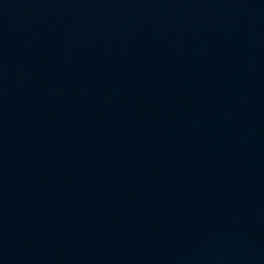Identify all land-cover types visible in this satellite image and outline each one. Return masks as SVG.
Segmentation results:
<instances>
[{
	"label": "water",
	"instance_id": "95a60500",
	"mask_svg": "<svg viewBox=\"0 0 264 264\" xmlns=\"http://www.w3.org/2000/svg\"><path fill=\"white\" fill-rule=\"evenodd\" d=\"M0 264H264V0H0Z\"/></svg>",
	"mask_w": 264,
	"mask_h": 264
}]
</instances>
